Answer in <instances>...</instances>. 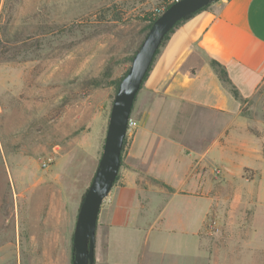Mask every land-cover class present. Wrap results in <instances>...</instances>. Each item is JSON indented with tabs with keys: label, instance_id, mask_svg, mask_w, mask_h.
<instances>
[{
	"label": "rangeland",
	"instance_id": "obj_1",
	"mask_svg": "<svg viewBox=\"0 0 264 264\" xmlns=\"http://www.w3.org/2000/svg\"><path fill=\"white\" fill-rule=\"evenodd\" d=\"M165 1L0 0V264H71L113 80ZM210 121L220 129L203 162L211 209L198 250L156 264H264V81L237 117Z\"/></svg>",
	"mask_w": 264,
	"mask_h": 264
},
{
	"label": "crops",
	"instance_id": "obj_2",
	"mask_svg": "<svg viewBox=\"0 0 264 264\" xmlns=\"http://www.w3.org/2000/svg\"><path fill=\"white\" fill-rule=\"evenodd\" d=\"M212 59L243 99L255 94L264 81V0L213 1L160 46L135 97L137 125L99 213L95 264H156L158 256L187 261L198 250L211 209L203 162L211 131L216 144L220 129L210 116L233 119L241 111Z\"/></svg>",
	"mask_w": 264,
	"mask_h": 264
},
{
	"label": "water",
	"instance_id": "obj_3",
	"mask_svg": "<svg viewBox=\"0 0 264 264\" xmlns=\"http://www.w3.org/2000/svg\"><path fill=\"white\" fill-rule=\"evenodd\" d=\"M216 0H175L152 22L116 88L102 151L77 210L72 234L71 264H95V235L103 200L109 194L121 165L133 103L165 36L186 16Z\"/></svg>",
	"mask_w": 264,
	"mask_h": 264
},
{
	"label": "trees",
	"instance_id": "obj_4",
	"mask_svg": "<svg viewBox=\"0 0 264 264\" xmlns=\"http://www.w3.org/2000/svg\"><path fill=\"white\" fill-rule=\"evenodd\" d=\"M172 3V1L171 0H166L165 1V3H163V5L161 6V7H163L164 9L165 8H167L170 4ZM208 6V5H207ZM206 7V6H205ZM204 7V8H205ZM204 8H202V9H204ZM201 9V10H202ZM200 11V10H199ZM193 14H195V13H193ZM193 14H190V15H188V16H186L185 18H183L177 25H176V27L179 25V24H181L184 20H186V19H188L189 17H191ZM158 16V14L157 13H155L154 11H152L151 13H149L148 14V16L145 18V20H146V25L144 26V28L142 29V34H143V37H144V35L146 34V32H147V30L149 29V27L151 26V24H152V22L155 20V18ZM175 27V28H176ZM174 30V29H173ZM172 30V31H173ZM171 31V32H172ZM170 32V33H171ZM170 33L168 34V35H166L165 36V38H164V40L162 41V43H161V46L164 44V42L168 39V37H169V35H170ZM143 37H142V39H143ZM141 42V41H140ZM140 44V43H139ZM139 46V45H138ZM138 46L136 47V49L138 48ZM136 49L134 50V52L136 51ZM134 52L130 55V57L128 58V61L130 62L131 61V59H132V56H133V54H134ZM159 52V50L157 51V53ZM210 65H211V67L213 68V70L215 71V73H216V75L218 76V78H219V80L221 81V83L227 88V90L231 93V95L235 98V99H237V100H239L240 102H243L245 99H243L242 97H241V95H240V93H239V91H238V89L236 88V86L232 83V81L230 80V78H229V76H228V74H227V71H226V69H225V67L221 64V63H219L218 61H216V60H214V59H212V60H210ZM150 69V68H149ZM110 70V68L109 67H107L106 68V72H105V76H109V71ZM126 72V71H125ZM125 72L121 75V76H119L118 78H116V79H114L113 80V84H114V87H115V90H116V88H117V86H118V84H119V81H120V79L122 78V76L125 74ZM146 77V76H145ZM145 79V78H144ZM125 144H126V136H125V139H124V141H123V145H122V151H121V162H122V153H123V150H124V147H125ZM117 177H118V175H117ZM117 179V178H116ZM116 181V180H115ZM115 183V182H114ZM83 196H84V194L82 195V197H81V200H82V198H83Z\"/></svg>",
	"mask_w": 264,
	"mask_h": 264
},
{
	"label": "built area",
	"instance_id": "obj_5",
	"mask_svg": "<svg viewBox=\"0 0 264 264\" xmlns=\"http://www.w3.org/2000/svg\"><path fill=\"white\" fill-rule=\"evenodd\" d=\"M172 2L175 0H171ZM221 1H227V0H221ZM164 10L163 7H158L154 10L155 13H157L158 15ZM137 123L133 118H129L128 120V125H127V132L132 131L135 127H136Z\"/></svg>",
	"mask_w": 264,
	"mask_h": 264
}]
</instances>
